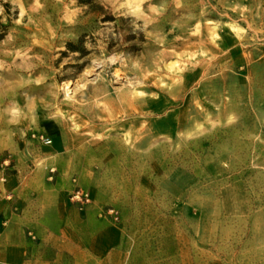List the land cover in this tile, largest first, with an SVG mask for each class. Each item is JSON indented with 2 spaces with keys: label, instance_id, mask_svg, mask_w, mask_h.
Segmentation results:
<instances>
[{
  "label": "rangeland",
  "instance_id": "1",
  "mask_svg": "<svg viewBox=\"0 0 264 264\" xmlns=\"http://www.w3.org/2000/svg\"><path fill=\"white\" fill-rule=\"evenodd\" d=\"M15 173L121 225L125 264H264V0H0V177ZM86 228L66 253L36 236L40 264H87Z\"/></svg>",
  "mask_w": 264,
  "mask_h": 264
},
{
  "label": "crops",
  "instance_id": "2",
  "mask_svg": "<svg viewBox=\"0 0 264 264\" xmlns=\"http://www.w3.org/2000/svg\"><path fill=\"white\" fill-rule=\"evenodd\" d=\"M37 182L34 174H9L7 183L0 187V218L7 224H0V262L4 264H40L35 247L39 242L28 237L27 232L33 231L41 244L51 239L60 243L62 251H73L70 243V232L75 227L79 235L80 227L87 226L84 231L89 245L87 264H125L124 231L121 225L100 219L83 220L68 205H62L56 196L64 193L62 183H52L46 175ZM48 186L44 187L43 184ZM1 184V183H0ZM38 185V186H37ZM1 186V185H0ZM13 195L7 201V195ZM48 195L56 204L46 205ZM52 240V242H53ZM61 242H58L60 241ZM34 250H33V248ZM60 254V253H59Z\"/></svg>",
  "mask_w": 264,
  "mask_h": 264
},
{
  "label": "built area",
  "instance_id": "3",
  "mask_svg": "<svg viewBox=\"0 0 264 264\" xmlns=\"http://www.w3.org/2000/svg\"><path fill=\"white\" fill-rule=\"evenodd\" d=\"M5 163H7V161H5ZM3 165L4 164H2L1 166L4 168ZM0 181H2V182H6L7 181V177L5 176V174L2 175V177H0ZM12 197L13 196L11 194L8 196L9 199H12ZM71 200H72L73 204L75 206H77V208L80 211H85V209L87 207H89L91 205V203H92V196L87 190H83V189H81L78 186L73 191V193L71 195ZM109 213H111L112 215L115 216L116 219H118V216L116 215L117 212L114 209L110 210ZM0 224L5 226L7 224V221L6 220H2L0 218ZM29 235L31 237H33V239H36V235L33 232H29Z\"/></svg>",
  "mask_w": 264,
  "mask_h": 264
},
{
  "label": "bare ground",
  "instance_id": "4",
  "mask_svg": "<svg viewBox=\"0 0 264 264\" xmlns=\"http://www.w3.org/2000/svg\"><path fill=\"white\" fill-rule=\"evenodd\" d=\"M64 95L66 99H71L74 94V83L72 81H67L63 85Z\"/></svg>",
  "mask_w": 264,
  "mask_h": 264
},
{
  "label": "trees",
  "instance_id": "5",
  "mask_svg": "<svg viewBox=\"0 0 264 264\" xmlns=\"http://www.w3.org/2000/svg\"><path fill=\"white\" fill-rule=\"evenodd\" d=\"M79 1L84 4H89L92 3L93 0H79ZM68 46H69L68 48L72 51H83L81 50L79 45H76L74 43H69Z\"/></svg>",
  "mask_w": 264,
  "mask_h": 264
}]
</instances>
